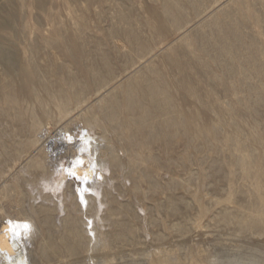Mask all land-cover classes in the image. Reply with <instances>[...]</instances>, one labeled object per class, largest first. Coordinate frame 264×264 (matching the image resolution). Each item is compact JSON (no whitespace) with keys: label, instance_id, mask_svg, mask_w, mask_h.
Here are the masks:
<instances>
[{"label":"rangeland","instance_id":"rangeland-1","mask_svg":"<svg viewBox=\"0 0 264 264\" xmlns=\"http://www.w3.org/2000/svg\"><path fill=\"white\" fill-rule=\"evenodd\" d=\"M64 127L102 138L91 189ZM10 216L35 264H264V0H0Z\"/></svg>","mask_w":264,"mask_h":264},{"label":"bare ground","instance_id":"bare-ground-1","mask_svg":"<svg viewBox=\"0 0 264 264\" xmlns=\"http://www.w3.org/2000/svg\"><path fill=\"white\" fill-rule=\"evenodd\" d=\"M222 4L223 3L217 5L216 9L219 8L220 5ZM154 56L155 54L153 53L151 55V58H153ZM149 61L150 59L148 60L146 59L145 61L142 62V65L149 64ZM111 89L112 87H109L105 90L107 94H111L110 93ZM103 93L104 92L99 93L98 98L100 97V99L105 100L106 98L105 95L107 94L104 93L105 94L104 95ZM64 110L62 111V115H64L63 114L64 112L66 116H69V113L66 114L67 109L65 108ZM66 130H67L66 127H64L63 129L60 128L59 130L56 131V133L53 136L48 135L47 144L57 143L66 149H73L76 147L82 148L83 150L88 149L89 151L88 156L92 155L94 157V161L91 162L88 159L89 163H91L90 165H88V163L84 160L85 157H87V154H83L84 157L82 159L84 160V162L82 163H80L79 161L72 162L70 168H67L68 174H70L72 177H76L79 180V183L82 185V186L79 185L80 187H83V183L85 184L86 188H90L89 184H96V183L100 184L104 180V172H103L104 170L100 168V165L103 163L102 156L101 155L99 156L101 149L99 141L102 138H99L97 136L94 137L86 132L81 133V135L70 133L69 136L64 138L62 136L64 132L66 133ZM42 157L43 156L41 155V153H35L34 155L28 156L26 158L27 161L26 164L38 165L42 161ZM63 174L65 173L63 172ZM99 174L101 175L102 180L98 179L97 176ZM80 192H81L80 196L79 197L76 196V202L78 203L79 202L78 199L80 198L82 201L80 207L83 209L84 207H82V205L84 206L86 205L87 210L91 209L89 205L90 203H93L95 199H91V197L87 195L85 189L83 188L80 189ZM38 219H39V215H38ZM6 220L7 221L5 222V226L3 228L0 227V264L39 263L40 261L38 260L39 255L35 253L34 250L35 249L34 241L36 239V237L34 236V230H35L34 220L30 217H24V216L21 217L10 216ZM93 228H91V230L93 231L92 232L94 235L93 237L96 240L97 231L96 229L94 230ZM85 233L88 235L90 241H92L91 236H89L88 230H85Z\"/></svg>","mask_w":264,"mask_h":264},{"label":"snow or ice","instance_id":"snow-or-ice-1","mask_svg":"<svg viewBox=\"0 0 264 264\" xmlns=\"http://www.w3.org/2000/svg\"><path fill=\"white\" fill-rule=\"evenodd\" d=\"M25 227H27V226H25Z\"/></svg>","mask_w":264,"mask_h":264}]
</instances>
